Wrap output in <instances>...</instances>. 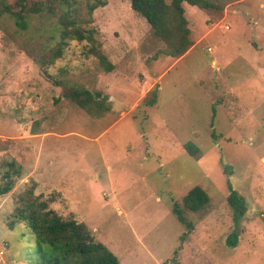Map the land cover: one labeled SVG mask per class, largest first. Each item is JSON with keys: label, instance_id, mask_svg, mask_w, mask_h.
<instances>
[{"label": "rangeland", "instance_id": "374dc122", "mask_svg": "<svg viewBox=\"0 0 264 264\" xmlns=\"http://www.w3.org/2000/svg\"><path fill=\"white\" fill-rule=\"evenodd\" d=\"M95 1L104 5L88 15ZM75 2L105 64L90 43L71 40L41 66L56 42L48 20H32L43 26L33 33L0 17V163L22 167L0 195V264L38 261L28 226H10L30 186L59 192L53 207L85 223L119 264H264V0H235L218 14L183 3L194 43L179 57L163 53L127 0ZM72 83L106 95L107 110L63 98ZM153 90L151 106L143 99ZM195 185L210 202L203 215L184 211L186 229L171 205ZM230 192L244 201L237 220Z\"/></svg>", "mask_w": 264, "mask_h": 264}, {"label": "trees", "instance_id": "16d2710c", "mask_svg": "<svg viewBox=\"0 0 264 264\" xmlns=\"http://www.w3.org/2000/svg\"><path fill=\"white\" fill-rule=\"evenodd\" d=\"M75 1L0 0V17L4 16L13 20L20 29L32 28L33 33H37L43 26L33 25L32 20H48L49 27H46L44 31L45 33L48 31L51 34L50 37L56 42L51 46L45 45V51L38 58L41 66L47 67L60 58L71 40L90 43L89 53L100 63L105 64L108 60L107 56L100 50V45L94 37V30L84 28V21L79 18L74 8ZM127 1L130 8L150 25L153 35L165 43L166 50L163 53L179 57L194 43L184 16L183 3L197 6L206 13L218 14L223 12L226 4L235 0ZM99 5H104V2L95 1L89 4L88 15H91ZM27 21L31 23L30 26ZM50 37L47 36V39ZM155 95L153 90L144 97L143 101L152 106L156 101ZM62 97L89 113L97 114L107 110L104 106L106 95L99 91L92 92L77 84L64 86ZM184 148L192 157L198 153L197 147L192 142L184 143ZM0 170V195H3L12 189L15 179L22 173V167L16 160L11 159L0 163ZM59 195V192L54 190L47 194H34V187L30 186L18 194L14 200L10 226L18 222L25 223L34 234L35 254L38 258L34 264H119L117 256L106 245L95 240L92 231L85 223L77 221L73 216H65L53 207ZM226 199L237 220L245 211L243 198L236 192H230ZM209 202L208 193L201 186L195 185L182 196L180 202L172 203L171 212L187 229L192 223L186 220L184 211L203 215L206 213ZM184 235L187 233L184 232ZM231 239L228 237L226 242L233 244Z\"/></svg>", "mask_w": 264, "mask_h": 264}]
</instances>
